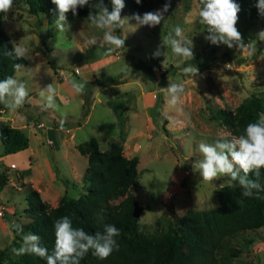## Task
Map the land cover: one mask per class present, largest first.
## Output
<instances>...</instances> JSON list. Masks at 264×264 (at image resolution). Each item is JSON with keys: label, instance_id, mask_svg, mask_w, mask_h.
<instances>
[{"label": "rangeland", "instance_id": "rangeland-1", "mask_svg": "<svg viewBox=\"0 0 264 264\" xmlns=\"http://www.w3.org/2000/svg\"><path fill=\"white\" fill-rule=\"evenodd\" d=\"M166 3L170 7L165 20L154 28L138 26L133 15L121 11V19L127 21L112 34L124 39V47L105 42L104 30L88 20L89 13H68L70 27L65 32L55 27L54 12L32 14L20 1L4 13L3 30L12 43L28 52L25 69L15 70L13 77L25 82L29 96L18 109L0 102V128L25 125L22 129L31 149L18 165L23 154L3 156L0 144V175L5 178L0 190V249H8L7 258L17 256L12 249L21 247L23 236L30 233L22 227L29 219L24 212L25 184L37 190L50 207L56 206L65 191L77 198L83 188L86 158L75 146L94 136L104 151L110 142L119 140L114 111L121 114V152L138 159L130 192L142 207L138 217L141 233L150 236L169 222L175 225L186 209L206 211L218 205L215 192L225 183L224 176L205 182L191 165L201 157V142L232 139L212 118L214 110L233 109L244 97L264 90V39L258 37L264 30V17L246 18L239 12L236 27L244 42H251L247 51H240L205 40L207 25L199 22L201 5L196 0ZM164 4L150 0L145 12ZM177 26L192 41L194 58L176 56L169 45L162 49L165 55L153 58L157 47L175 36ZM139 62L148 67L150 75L135 66ZM191 65L199 69L192 78L184 72ZM107 75L120 82L116 89H101V77ZM73 81L85 85L82 93L75 92ZM169 83L183 85L175 107L162 91ZM49 85L55 89L54 108H47L41 96ZM248 237L250 242L245 241ZM234 242L238 253L231 264H264V226L237 236Z\"/></svg>", "mask_w": 264, "mask_h": 264}, {"label": "trees", "instance_id": "trees-1", "mask_svg": "<svg viewBox=\"0 0 264 264\" xmlns=\"http://www.w3.org/2000/svg\"><path fill=\"white\" fill-rule=\"evenodd\" d=\"M18 1L32 14H51L55 9L51 0H13V4ZM95 2L90 0V5L79 8L77 15L88 14ZM235 2L246 18H263L256 7L258 0ZM104 4L111 10V0H104ZM124 4L123 12L142 14L149 8L150 0H141L139 5L135 0H124ZM3 15L4 12H0V80L13 76L16 63L26 64L25 59L15 60L5 55L12 50L13 43L1 26ZM135 66L150 75L142 62ZM106 80L111 83L114 78L107 76ZM261 114H264V90L244 97L233 109H215L212 118L233 138L243 135L246 126L255 123ZM113 115L118 124L119 140L110 142L104 151L99 150L94 136H88L75 146L86 158L81 177L83 188L77 198L65 191L56 206L50 207L40 199L37 190L25 184L24 212L29 219L23 229L40 236L41 246L46 247L49 254L55 244L54 223L61 217L68 216L74 228H83L89 234L102 232L106 224H113L120 230L116 237L118 250L104 260L90 250L80 264H231L238 253L234 242L237 236L264 226V169L259 178L250 176L261 185L258 194L253 190V196H242L244 189L238 181L229 183L231 178L224 176L225 183L215 192L217 206L206 211L186 209L175 225L169 222L158 233L144 235L138 222L142 207L130 192L137 177L138 159L122 154L119 143L123 140L121 114L114 111ZM0 144L2 155L13 154L27 148L28 138L19 128L5 126L0 128ZM4 183L5 178L0 175V190ZM245 241L250 242V237ZM7 250L0 249V264L4 260H7L4 264H46V259L30 253L7 258Z\"/></svg>", "mask_w": 264, "mask_h": 264}, {"label": "clouds", "instance_id": "clouds-1", "mask_svg": "<svg viewBox=\"0 0 264 264\" xmlns=\"http://www.w3.org/2000/svg\"><path fill=\"white\" fill-rule=\"evenodd\" d=\"M56 7L54 15L55 27L59 32H65L70 25L67 23L68 13L73 16L78 14V9L90 5V0H51ZM140 4L141 0H135ZM199 22L207 25L205 40L212 45H225L229 49L236 47L240 51H247L251 42L245 43L236 25L239 19L240 5L235 0H199ZM13 0H0V12H10ZM111 10L104 4V0H96L91 5L95 10L90 11L88 20L97 28L104 30V41L110 46L124 47V39L113 35V30L120 27L126 19H121V11L125 7L124 0H111ZM170 3H165L162 8L134 14L138 26L154 28L165 20ZM258 13L264 17V0H258ZM258 37L264 39V30L259 32ZM169 45L172 52L181 58H194L192 41L183 37V29L175 28V36H169L166 41L157 47L153 58L165 55L162 49ZM5 55L15 59H29L27 49L13 42L11 51ZM14 70L25 69L24 65L16 63ZM184 72L192 77L199 74V69L191 65ZM85 85L76 81L72 82V88L77 93H82ZM168 95V104L175 107L179 104L184 91L183 85L169 83L167 88H162ZM29 96L28 88L24 81H19L13 76L0 80V102L5 103L12 109L22 107ZM45 97L47 108H54L55 89L53 85L47 86L41 91ZM201 157L195 159L191 165L194 172H198L205 182H213L222 176H229L231 182H237L244 189L241 193L244 197L253 196V190L258 194L261 185L257 179L261 170L264 169V114L255 123H249L245 132L239 137H233L227 141H217L214 144L201 142L198 146ZM221 185L220 187H222ZM18 231L23 229L17 225ZM55 244L51 254L46 247L41 246L40 236L28 233L23 236L21 247L13 248L12 253L20 256L34 254L46 259V264H80L86 254L91 250L92 254L100 260L107 259L114 250L119 249L116 237L120 230L113 224H106L102 232L95 234L87 233L83 228H74L72 220L68 216L61 217L54 223Z\"/></svg>", "mask_w": 264, "mask_h": 264}, {"label": "crops", "instance_id": "crops-1", "mask_svg": "<svg viewBox=\"0 0 264 264\" xmlns=\"http://www.w3.org/2000/svg\"><path fill=\"white\" fill-rule=\"evenodd\" d=\"M60 74H62L61 72H60ZM108 77H110V78H113V76H110V75H107ZM107 76H105V77H101V79H102V81H104V84L102 85V87H101V89L102 90H104V89H108V88H111V87H115V89L120 85V82H115V80L114 81H112L111 83H109L107 80H106V78H107ZM60 79H63V75H62V77H59ZM93 81H96L95 79L93 80ZM112 112V111H111ZM9 126H14V124H12V125H9ZM23 126H25V125H16L15 127H17V128H19L20 130H22L23 131V129H22V127ZM45 128V127H44ZM27 136V135H26ZM27 151H29L28 153H30V151H31V149L27 146V148L26 149H24V150H21V151H18L17 153H15V157H19L18 155H21V154H23V156H21L19 159H18V163L16 162V160H13V162L16 164H21L23 161H24V158L26 157V154H27ZM19 153V154H18ZM32 153V152H31ZM4 156V155H3ZM5 158L8 160V157H6L5 156ZM9 161V160H8ZM9 162H11V161H9Z\"/></svg>", "mask_w": 264, "mask_h": 264}, {"label": "built area", "instance_id": "built-area-1", "mask_svg": "<svg viewBox=\"0 0 264 264\" xmlns=\"http://www.w3.org/2000/svg\"><path fill=\"white\" fill-rule=\"evenodd\" d=\"M163 70H164V68H160V72L163 71ZM40 126H41V125H40Z\"/></svg>", "mask_w": 264, "mask_h": 264}]
</instances>
